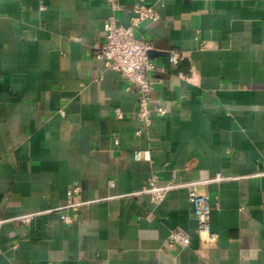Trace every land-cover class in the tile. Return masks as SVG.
I'll use <instances>...</instances> for the list:
<instances>
[{
	"label": "crops",
	"instance_id": "crops-1",
	"mask_svg": "<svg viewBox=\"0 0 264 264\" xmlns=\"http://www.w3.org/2000/svg\"><path fill=\"white\" fill-rule=\"evenodd\" d=\"M138 1L0 0V264H264V0H143L159 20L135 35L166 109L147 131L126 78L92 55ZM152 173L224 178L198 187L216 241L201 243L187 189L134 194ZM75 186L85 204L59 210ZM174 229L187 247L167 245Z\"/></svg>",
	"mask_w": 264,
	"mask_h": 264
},
{
	"label": "built area",
	"instance_id": "built-area-1",
	"mask_svg": "<svg viewBox=\"0 0 264 264\" xmlns=\"http://www.w3.org/2000/svg\"><path fill=\"white\" fill-rule=\"evenodd\" d=\"M107 7L112 13L120 10L119 0H105ZM132 15L127 26L117 23L115 17L110 15L103 21V41L96 43L92 49L94 59L103 62L105 69L120 73L129 83L128 91L134 92L137 101V110L135 112L136 120L141 124L142 129L147 131L151 126L153 117H163L166 115V109L160 105L151 106L152 87L149 81V74L155 71L156 65L149 58V52L152 46L142 38L135 35V30L142 24H154L159 20L158 13L153 6H148L143 0L136 2L131 8ZM168 59L172 65H176L185 59L183 53L172 50L168 52ZM117 118L120 117L118 110L115 111ZM143 130L139 129L135 135L139 137ZM118 144L117 139L114 140ZM134 157L137 160L146 162L151 161L149 150L135 151ZM224 180L220 175L213 179L203 182H191L187 184L158 185V176L152 173L147 179V186L136 195L146 194L151 202L158 203L167 192L185 188L188 193V200L193 206L196 219L197 232L201 243L210 244L216 241L217 235L212 232L210 227V215L213 209L207 195L198 193L200 185H206L211 182ZM80 187L75 186L67 192V202L59 210H76L85 202L79 201ZM25 218H28L25 217ZM60 220L67 224L72 221L71 216L64 214ZM191 237L189 233L181 229L171 230L167 245L174 248H185L190 244Z\"/></svg>",
	"mask_w": 264,
	"mask_h": 264
}]
</instances>
